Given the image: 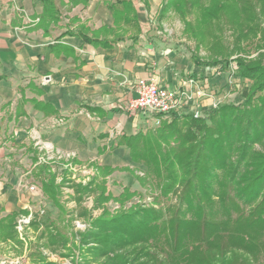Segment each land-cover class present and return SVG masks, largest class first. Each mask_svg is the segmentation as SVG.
Wrapping results in <instances>:
<instances>
[{"label": "crops", "instance_id": "0c3cea01", "mask_svg": "<svg viewBox=\"0 0 264 264\" xmlns=\"http://www.w3.org/2000/svg\"><path fill=\"white\" fill-rule=\"evenodd\" d=\"M52 4L56 12L45 14L41 0H0V161L4 146L24 147L31 137L57 153L75 155L78 164L95 166L98 179L99 170L111 169L108 175L131 190L136 179L127 169L138 164L125 140L159 126L155 116L128 108L137 80L153 77L170 91H189L184 114L205 113L235 94L239 78L232 83L229 72H216L217 67L200 76L205 67L166 49L157 31L145 34L132 0ZM198 76L204 96L188 87ZM8 207L0 203L1 212L17 211Z\"/></svg>", "mask_w": 264, "mask_h": 264}, {"label": "trees", "instance_id": "16d2710c", "mask_svg": "<svg viewBox=\"0 0 264 264\" xmlns=\"http://www.w3.org/2000/svg\"><path fill=\"white\" fill-rule=\"evenodd\" d=\"M41 1L45 14L56 12L52 0ZM226 1H217L218 8H229L230 2ZM235 2L240 3L238 17L250 22L259 21L251 0ZM215 12H218L215 8L213 11L204 9L201 17L212 21ZM192 60L205 68L218 67L216 72L226 71L231 64L227 63L228 60L225 63ZM234 63L236 77L253 82L246 91L245 102L210 108L205 113L207 117L203 118L172 114L168 120H161L154 131L138 133L125 140L131 161L146 169L145 178L135 179L142 185L148 182V187H160V193L153 201L157 200L160 208L162 202L159 199L168 200L177 195L178 204L168 207L169 216L165 219L161 211L155 209L139 213L135 211L137 209H131L114 217H105V211L103 217L93 222V230L80 238L82 243L96 245L89 251L92 260L105 257L102 264H216L219 259V264H226L224 259L230 253L228 256L232 255V260L229 264H250L248 257L243 258L237 255L238 252L242 251L252 258L264 254V157L254 153L253 162L248 166L246 155L242 152L234 165L228 160L234 149L233 141L239 136L246 148L264 137L263 57L248 62L236 59ZM216 115H220L217 120L214 119ZM232 165L230 175L226 176ZM245 166H251L252 170L248 173ZM46 168L39 166L36 171L39 176H44L42 190L59 212V217L60 214L65 217L58 187ZM99 171L101 179L91 181L85 188H76L80 195H95V205L109 200L123 203L137 194L123 188L114 197L107 191L104 178L111 169ZM26 213L27 210L22 209L0 218L3 229L0 237L15 240L12 218ZM218 215L222 218H217ZM42 224L47 230L53 229L49 235L52 245L66 246L69 239L63 229L49 219ZM7 228L9 233L4 232ZM157 242H162V248Z\"/></svg>", "mask_w": 264, "mask_h": 264}, {"label": "rangeland", "instance_id": "374dc122", "mask_svg": "<svg viewBox=\"0 0 264 264\" xmlns=\"http://www.w3.org/2000/svg\"><path fill=\"white\" fill-rule=\"evenodd\" d=\"M132 1L139 12L145 34L150 29L157 31L158 36L166 43V49L173 50L177 55L184 56L187 60L188 58L203 62L215 60L221 61V63L228 60L227 63L231 64L227 71L229 72L230 81H233L232 83L235 79L238 80L235 73L236 69L233 68L236 59H243L248 62L263 57L264 64V0H251L252 4L255 5V13L259 16L258 23L245 21L237 16L239 15L237 10L240 3L235 2V0L226 1V3L230 2V7L227 9L218 8L219 2L222 3L223 0ZM214 8L218 12L213 14L212 21L206 17L208 19L207 24V21L201 17V11L204 9L213 11ZM198 31L200 33L196 34ZM212 71V68H204L201 70L200 76L210 74ZM191 81L194 83L190 87ZM198 81L201 82L199 76L194 80H189L188 87L191 90H196V92L201 90V83ZM252 83L247 79H239L237 88L235 87L234 92L232 91V94H235L231 97H222L216 103L217 106L242 104L245 102L246 91ZM205 113L198 111L186 112V114L198 118L207 117ZM182 115L185 114L182 113L178 117ZM219 117L220 115H216L214 119L217 120ZM229 120L230 118L227 121ZM223 140H225L224 136ZM225 142L228 141L225 140ZM243 143V138L240 136L233 141L234 149L230 153L231 156L228 157L229 163L234 165L241 152L246 155L245 163L247 166L251 165L250 162H253L254 153L264 157V137L248 146V148ZM23 146L7 144L3 150L5 159L0 161L2 171L0 173V183L2 185L0 188V203L2 205L8 204V208L15 207L17 211H20L19 207L21 205H18L19 202L23 205L21 207L27 210L26 214H16L12 218L15 240H5L0 237V264H43L47 262L53 264H102L106 260L105 257L92 260L89 253L96 245L90 242L82 243L80 238L82 234L93 230V222L99 217H103L105 211L107 212L105 217H114L131 209H137L135 211L138 213L143 212L145 209H155L160 210L162 218L165 219L169 216L168 207L172 208L178 204L176 201L178 196L175 195L168 200L159 199L162 202L160 204L162 207L159 208L157 200L153 201V198L160 193V187L154 185L148 187V182L142 185L136 180L135 182L131 180V183L134 184H129L132 190L130 191L136 192V195L131 196L123 203L109 200L101 205H95V195L85 193L80 195L76 191V188H85L91 181L98 178V169L95 166L78 164L75 161V155L66 156L67 154L57 153L45 144L39 143L36 139L31 140V137L24 141ZM32 149H34V152H32ZM33 156L36 157L34 158L35 161H32ZM233 165L226 171V176L230 175ZM39 166L47 167V171L53 177V183L59 191V202L65 209V217L61 214L59 217V212L44 194L41 186V180L44 176L36 174ZM141 166L137 165L127 169V172L130 173L129 176L131 178H145L146 169ZM245 170L249 173L252 167H246ZM120 172L125 171L120 170ZM124 175L122 174V176ZM125 176L130 179L128 175ZM107 177L109 182L107 191L117 197V192L121 190L120 187L123 188L125 181L122 180L123 183L117 181V178L115 179L112 175ZM30 188L34 190H30ZM180 188L181 185L178 190ZM7 195L16 197V202H11ZM17 211L11 210L9 213L0 211V217H5ZM62 217L63 219H60ZM22 218L28 219V222L22 224L19 230L17 228L18 220ZM187 218H190V216L187 215ZM217 218L222 217L218 215ZM47 219L63 229L69 239L66 246L51 244L49 235L52 234L50 231H53V229L47 230L45 224H42ZM6 222H10V220ZM2 230L0 225V234ZM4 232L9 233L10 229H4ZM157 244L162 248V242H157ZM228 255L230 253H227L226 260L224 259V261H227L226 264H229L232 260V255ZM237 255H241L243 258L248 257L250 264H264V254L255 257L256 260L242 251L238 252ZM216 264H219V259H217Z\"/></svg>", "mask_w": 264, "mask_h": 264}, {"label": "built area", "instance_id": "2783aa9c", "mask_svg": "<svg viewBox=\"0 0 264 264\" xmlns=\"http://www.w3.org/2000/svg\"><path fill=\"white\" fill-rule=\"evenodd\" d=\"M194 82H190L191 84ZM134 97L128 103L130 111H143L156 117V124L159 125L162 119L170 117L172 114L180 115L183 113L185 102L191 99L189 91L173 92L159 86L155 78L139 79L134 85ZM200 96L205 94L197 91ZM214 104L213 107H216ZM48 148L50 146L46 145ZM67 154L66 156H69ZM30 190H34L30 188ZM91 202V199H89ZM92 203V202H91ZM28 222V219L18 220L19 230L21 225Z\"/></svg>", "mask_w": 264, "mask_h": 264}]
</instances>
